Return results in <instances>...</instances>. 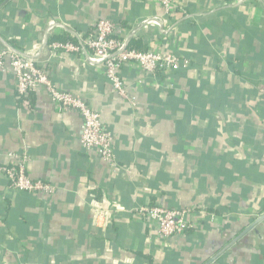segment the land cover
I'll return each instance as SVG.
<instances>
[{
  "label": "crops",
  "instance_id": "crops-1",
  "mask_svg": "<svg viewBox=\"0 0 264 264\" xmlns=\"http://www.w3.org/2000/svg\"><path fill=\"white\" fill-rule=\"evenodd\" d=\"M172 1L171 13L150 0H0V44L19 54L38 52L51 21V43L83 46L107 18L116 39L190 61L155 75L124 64L131 103L90 50L43 47L38 66L102 113L115 167L82 147L78 112L44 87L19 96L0 69V166L27 157L28 175L57 187L14 191L0 175V264H264V220L241 236L264 215V0ZM145 204L187 209L190 226L165 239L136 214Z\"/></svg>",
  "mask_w": 264,
  "mask_h": 264
},
{
  "label": "built area",
  "instance_id": "built-area-1",
  "mask_svg": "<svg viewBox=\"0 0 264 264\" xmlns=\"http://www.w3.org/2000/svg\"><path fill=\"white\" fill-rule=\"evenodd\" d=\"M164 7L166 12H174L175 4L172 0H150ZM147 23L162 26L159 19H151ZM57 23L51 21L47 32L42 35L39 50L32 55L19 54L8 45L0 44V69H9L15 76L17 92L21 97H28L44 87L52 100L61 110L76 111L83 120L81 145L87 151L96 152L101 159L112 167L114 162V137L103 121V115L94 110L82 96L58 88L50 75L38 66V56L44 46L61 49L67 52L81 53L84 49L91 52L89 63L101 65L105 68L106 77L113 90L124 100L133 103L135 100L127 93L120 71L126 63H135L145 74L155 75L157 72H169L187 68L189 60H181L178 56L168 52L153 50H137L130 48L127 41L116 39V26L107 19H99L94 29L83 41V46L74 42H50L51 32ZM260 93L264 97V80L260 86ZM28 158L18 160L15 164L0 166V175L6 178L8 186L14 191L31 193L34 195L53 196L57 187L41 179H33L27 172ZM112 210V206L107 202ZM107 210H99L97 217H103ZM136 214L144 221L155 224L159 234L169 239L185 233L189 225L190 211L182 208H166L158 205L145 204L136 210Z\"/></svg>",
  "mask_w": 264,
  "mask_h": 264
},
{
  "label": "water",
  "instance_id": "water-1",
  "mask_svg": "<svg viewBox=\"0 0 264 264\" xmlns=\"http://www.w3.org/2000/svg\"><path fill=\"white\" fill-rule=\"evenodd\" d=\"M262 220H264V215L263 216H261L253 225H251L250 227H248L246 230H245V232H243L242 234H241V236H243L244 234H246L247 232H249L251 229H253L258 223H260ZM240 236V237H241ZM238 240V238L235 240V242ZM214 261V259H212L209 263H211V262H213Z\"/></svg>",
  "mask_w": 264,
  "mask_h": 264
},
{
  "label": "trees",
  "instance_id": "trees-1",
  "mask_svg": "<svg viewBox=\"0 0 264 264\" xmlns=\"http://www.w3.org/2000/svg\"><path fill=\"white\" fill-rule=\"evenodd\" d=\"M56 38L58 39L59 37H56ZM68 41H70V40L68 38H66V39H61L59 42H68ZM138 42L139 41L134 40L133 41V44L130 45V48L137 49V50H142V51H146V49L139 48V46L137 45V44H139Z\"/></svg>",
  "mask_w": 264,
  "mask_h": 264
},
{
  "label": "rangeland",
  "instance_id": "rangeland-1",
  "mask_svg": "<svg viewBox=\"0 0 264 264\" xmlns=\"http://www.w3.org/2000/svg\"><path fill=\"white\" fill-rule=\"evenodd\" d=\"M189 65H190V61H189Z\"/></svg>",
  "mask_w": 264,
  "mask_h": 264
}]
</instances>
